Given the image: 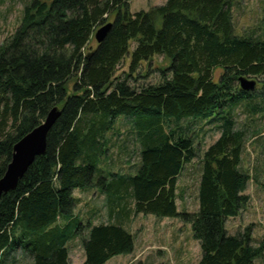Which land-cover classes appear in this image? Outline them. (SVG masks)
Masks as SVG:
<instances>
[{
    "label": "trees",
    "instance_id": "trees-1",
    "mask_svg": "<svg viewBox=\"0 0 264 264\" xmlns=\"http://www.w3.org/2000/svg\"><path fill=\"white\" fill-rule=\"evenodd\" d=\"M237 2L167 0L135 14L126 0H30L23 7L18 28L0 45V179L13 147L52 108L61 115L45 153L0 199L2 263L20 252L33 264H71L68 244L77 237L83 264L132 254L134 236L119 222L83 224L74 216L73 192L98 187L112 219L126 221L133 212L189 224L200 244L197 264L264 258V239L255 241L249 227L236 234L226 228L250 201L251 178L241 168L244 133L233 111L243 103L258 107L257 96L241 91L238 79L264 78V30L260 36L235 33ZM107 23L111 28L98 44L94 34ZM126 57L129 72L117 78ZM155 57L166 65L161 81L132 87L128 82L142 62ZM120 119L138 158L133 173L109 174L100 165L119 136ZM210 126L219 138L200 158L198 211L180 213L179 177L199 157L196 140Z\"/></svg>",
    "mask_w": 264,
    "mask_h": 264
},
{
    "label": "rangeland",
    "instance_id": "rangeland-1",
    "mask_svg": "<svg viewBox=\"0 0 264 264\" xmlns=\"http://www.w3.org/2000/svg\"><path fill=\"white\" fill-rule=\"evenodd\" d=\"M49 1V0H48ZM131 14L140 11H148L152 7L162 6L167 0H126ZM30 0H0V45L9 38L18 28L22 17L23 7ZM232 17L237 35L251 34L260 36L264 30V0H238L232 9ZM114 16L110 18V21ZM96 42L92 41L90 48L95 49ZM136 47L131 43L129 52ZM129 58L121 63L117 78H124L121 72L128 71ZM166 67L162 57H155L151 62H142L136 78L128 83L135 88L143 85H154L161 81V69ZM221 70L214 73V80L218 81ZM257 82L256 89L252 92L255 96L254 105L258 107L252 111V106L241 104L233 111V119L236 129L244 133V146L242 154V170L246 171L251 180L248 183L245 195L249 196L248 206L234 219H229L226 228L230 234H236L239 230L250 228V233L255 241L264 239V78H247ZM252 104V105H253ZM121 121V122H120ZM118 123L119 136H114L109 154L114 152L115 158L111 161L117 162V154H120L125 163L123 172L133 173L130 169L137 162V150L134 139L128 133V127L122 119ZM186 122H182L185 125ZM201 125H197L200 128ZM193 128V126H192ZM197 131V129H193ZM219 138L217 131L212 127H204L200 132V138L196 140V148L199 157L186 166L177 184V209L180 213H196L198 211V184L200 179V158L203 152ZM125 158H128L127 162ZM129 163L130 165H127ZM99 179V178H98ZM81 198V195L79 196ZM94 216L96 222L106 220L107 207L104 205L103 197L94 199ZM78 210L84 214L89 211L87 205L78 204ZM130 208V207H129ZM92 211V209L90 210ZM83 220V219H82ZM130 230L134 236L135 250L130 255H122L112 263L118 264H197L201 259L200 244L192 236L189 224L182 223L176 218H157L152 215L138 214L130 223ZM70 245L78 244L73 241ZM70 248H73L72 246ZM80 250V249H79ZM0 257V264H1ZM110 263V264H112ZM3 264H30V260L24 258L20 252L10 254ZM264 264V258L255 262Z\"/></svg>",
    "mask_w": 264,
    "mask_h": 264
},
{
    "label": "water",
    "instance_id": "water-1",
    "mask_svg": "<svg viewBox=\"0 0 264 264\" xmlns=\"http://www.w3.org/2000/svg\"><path fill=\"white\" fill-rule=\"evenodd\" d=\"M111 25V23H107L95 32L94 38L98 44L104 41ZM238 85L243 92H253L256 89L257 82L240 77ZM60 115L61 111L58 107L52 108L46 115L45 120L13 147L11 161L0 179V199L3 195L17 188L19 181L35 159L45 153L47 136Z\"/></svg>",
    "mask_w": 264,
    "mask_h": 264
},
{
    "label": "crops",
    "instance_id": "crops-1",
    "mask_svg": "<svg viewBox=\"0 0 264 264\" xmlns=\"http://www.w3.org/2000/svg\"><path fill=\"white\" fill-rule=\"evenodd\" d=\"M116 154L114 152H112L111 154L108 155L107 157V161H103L102 164L100 165V168L104 169L105 172L109 173V174H127L125 172H123V169L125 166V163H122V161L124 160V158L122 156H120V154H117L118 157V161L115 162L111 161L110 158L114 157L115 158ZM126 162L128 160V158H125ZM137 163V162H136ZM127 165H130L129 163H127ZM130 174V173H128ZM81 195V198H79V196ZM73 197L76 200V208L74 211V216H77L79 218V220H81L83 222V224L85 223H92L93 225H99V224H121L123 226H125L127 228V230L129 232H131L130 230V223L133 219V217H135L136 215L133 214V212L129 213L128 218L123 219V218H117V219H112L109 216V209H107V214H106V220L102 221V222H96V220L98 219L97 216H94L93 210L95 209V205H94V199L97 200V198H102L103 197V203L106 206V196L104 194V191L98 187V188H92L88 191H79V190H75L73 192ZM82 204L85 205L87 208V205L90 207L89 211L84 212V214H82L77 208L78 204ZM92 209V211H90ZM131 210V209H130ZM83 219V220H82ZM119 222V223H117ZM132 234V233H131ZM78 247H76L75 245H70L68 244V249H69V260L71 264H83L85 262V254L81 245V239L80 237H77L75 240ZM73 243V242H72ZM73 248H70V247ZM80 249V250H79ZM134 250H135V246H134ZM134 252V251H133ZM0 257H2V255L0 254ZM120 256H116L112 259H110L109 261H107L105 264H110L112 263L115 259H117ZM1 264H3L1 262ZM30 264H33L32 261L30 260ZM113 264V263H112ZM114 264H118L115 263Z\"/></svg>",
    "mask_w": 264,
    "mask_h": 264
}]
</instances>
